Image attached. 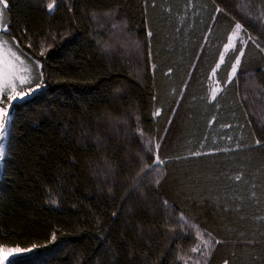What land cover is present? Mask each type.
I'll list each match as a JSON object with an SVG mask.
<instances>
[{
	"label": "trees",
	"instance_id": "16d2710c",
	"mask_svg": "<svg viewBox=\"0 0 264 264\" xmlns=\"http://www.w3.org/2000/svg\"><path fill=\"white\" fill-rule=\"evenodd\" d=\"M49 3L3 12L43 73L0 179V245L36 247L6 264H264V0Z\"/></svg>",
	"mask_w": 264,
	"mask_h": 264
},
{
	"label": "snow or ice",
	"instance_id": "6c2138e0",
	"mask_svg": "<svg viewBox=\"0 0 264 264\" xmlns=\"http://www.w3.org/2000/svg\"><path fill=\"white\" fill-rule=\"evenodd\" d=\"M55 0H52V3H49L47 5V8L49 11H51L54 7ZM0 5L3 6V8H0V20L3 18V9L7 8V0H0ZM242 30V25L240 23H235L234 30H231L230 36L227 38L228 43L225 44L223 47L225 51H227L228 48H232L235 52V47L233 43V38L239 37L240 38V50L238 54L234 56V62H230V68H231V76H235L238 66L241 62V57L244 56L243 48L247 44L248 40H251L253 44H255V40L251 37L250 34L245 33L247 35V40L244 39L243 36L240 35ZM0 33L2 35L7 36L9 33L7 32V26L6 23L4 24V27L2 30H0ZM149 36H151V32L148 33ZM206 39V37H205ZM12 47L9 46V41L3 40L0 42V104H3V107H0V159L3 158L4 152H5V142L8 136L7 128L11 123V117L8 114V104L4 103V95L7 94V100L10 102L11 100L15 99L17 96L20 98H23V95L27 94L28 92L34 91L35 88L39 87L40 84L43 82V73L40 72V64L38 61H31V63H26L24 59L21 58V55H18L17 52L19 50V42L15 41V38H12ZM28 47H31V45H28ZM15 48L16 50H13ZM44 52L41 51L40 55H43ZM224 55H219L220 62H224ZM155 67V66H153ZM219 67V64L216 66ZM33 69L35 70V74H33ZM171 71V69L169 70ZM216 72L215 70L212 71V76L215 77ZM231 76L225 80V84H229L232 82ZM33 80H35V84H33ZM217 83H219L217 81ZM29 84L33 85L31 88L24 89L23 86ZM19 86V91H18ZM222 91L221 88H212L211 89V100L215 101L218 92ZM155 115H159V111L155 113ZM214 120V118H213ZM229 140L231 137L228 138ZM260 142L257 141V144ZM160 145L156 144L155 149H159ZM237 149L239 148V145L236 146ZM201 148H203V144H201ZM217 151H220V149H217ZM223 151H229V149H223ZM210 153H204L201 151H192L189 153L187 157L184 158H195L200 157L202 155H208ZM163 161L159 160L158 155L154 159L153 167H158L160 164H162ZM235 180L239 181L241 179V176H236L234 178ZM52 203H56L55 201H52ZM51 239L55 240V234L52 235ZM208 241H205V244H207ZM216 243H219V241H216ZM36 245H33L32 249H20L18 246L16 248H9L5 245H0V264H5L7 261L8 255L12 252H22V251H32ZM198 248H194L193 251H198ZM225 264H228L227 261H225Z\"/></svg>",
	"mask_w": 264,
	"mask_h": 264
},
{
	"label": "rangeland",
	"instance_id": "374dc122",
	"mask_svg": "<svg viewBox=\"0 0 264 264\" xmlns=\"http://www.w3.org/2000/svg\"><path fill=\"white\" fill-rule=\"evenodd\" d=\"M0 8H3L2 5H0ZM3 12H4V9H3ZM3 18L2 20H0V30L3 29ZM3 40H5L2 36V33H0V42H2ZM10 47H12V45L9 44ZM13 50H16L15 48H13ZM18 55H21L19 52H17ZM21 58L25 60V58L21 55ZM26 63H28L26 60H25ZM27 85V84H26ZM24 85V86H26ZM23 86V87H24ZM37 90H39V88H35L34 91H31V92H28L27 94L23 95V98H20L19 96H17L15 99L11 100L10 102L7 100V94L5 93L4 95V103L5 104H8V114L9 116L11 117V120H12V112H11V107L12 105L15 103V102H18V101H21V100H24L26 98H28L29 96L33 95L35 92H37ZM18 91H19V86H18ZM4 105L3 104H0V107H3ZM11 124V123H10ZM7 132H8V136H7V139H6V142H5V152H4V156L2 159H0V179L2 178V172H3V166H4V160L6 158V155H7V148H8V139H9V132H10V125L8 126L7 128ZM9 248H16V247H9ZM22 249V248H20ZM22 252H26V251H22ZM22 252H12L8 255V258H7V261L5 262V264L12 258L16 257L18 254L22 253Z\"/></svg>",
	"mask_w": 264,
	"mask_h": 264
}]
</instances>
